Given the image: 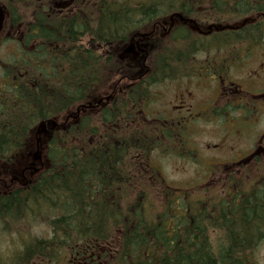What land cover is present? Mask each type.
<instances>
[{
  "label": "trees",
  "instance_id": "trees-1",
  "mask_svg": "<svg viewBox=\"0 0 264 264\" xmlns=\"http://www.w3.org/2000/svg\"><path fill=\"white\" fill-rule=\"evenodd\" d=\"M8 1L24 15L15 19L19 29L12 37L19 57L0 61V144L9 159L41 145L43 161L36 179L0 196V229L12 232L15 225L30 229L42 222L49 228L47 237L23 241L10 264L59 263L86 249L93 253L88 264H256L264 209L249 208L223 220L203 206L186 204L183 196L172 201L167 194L158 212L148 193L112 192L111 179L124 173V140L100 129L90 109L80 125L74 116L80 105L106 93L112 81L121 82L131 72L133 79L142 76L145 71L121 67L117 51L152 24L168 27L170 17L201 14L203 23L223 26L208 37L210 46L252 47L264 39V0H74L71 11L62 13L48 11L52 0H38V10L37 0ZM179 31L159 43L163 49L141 77L145 81L130 92L141 86L147 94L146 88L168 82L175 53L182 67L205 47L206 37L185 27ZM143 42L156 44L154 38ZM154 143L151 136L143 145L130 144L129 154L134 148L148 156L156 150ZM129 179L133 185L131 174ZM125 181L119 176L115 189ZM99 245L107 249L97 252Z\"/></svg>",
  "mask_w": 264,
  "mask_h": 264
},
{
  "label": "flooded vegetation",
  "instance_id": "flooded-vegetation-1",
  "mask_svg": "<svg viewBox=\"0 0 264 264\" xmlns=\"http://www.w3.org/2000/svg\"><path fill=\"white\" fill-rule=\"evenodd\" d=\"M61 1L62 8L58 11H69L73 0ZM54 2L58 3L57 0ZM200 15L198 18L178 17L169 31L166 32L163 28V31L170 34L185 27L191 33L206 37L203 41L205 47H198L186 66L179 67L183 64L177 61L175 53L168 82L146 88L147 95L144 93L145 87L141 86L132 93V88L145 81L141 77L147 72H143L142 76L136 79L129 73L121 82L118 81L116 89L101 98L91 111L96 116L102 113L106 115V131L112 134V139L123 138V145L128 149L122 166L124 173L115 174L108 184L112 192L138 191L137 185L134 184L137 181L135 176L149 171L142 170L146 166L145 153L138 152V149L133 151V148L129 154L130 144L133 147L143 145L147 137L153 136L154 141L167 150V157L187 158V155L193 152L192 136L198 128H212L222 134L220 142L213 145L216 150L212 152L216 153L207 157L202 164L203 172L199 176L204 182L203 186L201 185L204 190L218 193L210 198L211 204L208 202L211 212L227 220L230 219L229 215H242L249 208L264 209V39L252 47L210 46L208 37L219 31L212 26L215 23L210 24L207 19L203 23ZM204 17L208 18V13ZM10 19V12L0 4V47L2 38L7 37V21ZM9 33L11 34L12 30H9ZM160 42L161 40H156V44L151 46H144L140 41L135 42L129 45L134 48L132 52L119 47L121 53L118 57L128 69L148 71L155 64L152 58L156 59L163 49L159 45ZM6 43L7 40L4 44ZM8 43L13 42L9 40ZM168 86L176 91V94L168 113L164 115L161 111L150 108L155 95L158 92L161 94ZM1 97L3 96L0 95ZM86 109L84 104L77 108L74 116L76 124H81ZM151 123L158 125L151 129L147 127ZM221 148L223 152L218 155ZM208 149L210 150L211 146H208ZM156 154L159 153L155 152L154 155ZM131 166L143 167L134 172ZM32 167L27 165L25 169L30 170ZM130 174L134 180L133 185L130 183ZM119 176L126 181L115 189L114 183L118 181ZM156 179L158 180L157 177ZM0 182L3 183L2 191L6 194L18 183L20 186L29 183L24 171L18 175L16 153L11 154L9 159L7 153L2 151L1 144ZM262 242L264 244V239ZM98 250H104L103 246H99ZM73 252L70 259L64 258L59 264H88V258L93 256L90 249H86L84 255L80 251Z\"/></svg>",
  "mask_w": 264,
  "mask_h": 264
},
{
  "label": "rangeland",
  "instance_id": "rangeland-1",
  "mask_svg": "<svg viewBox=\"0 0 264 264\" xmlns=\"http://www.w3.org/2000/svg\"><path fill=\"white\" fill-rule=\"evenodd\" d=\"M3 3L7 6V9L11 14V19L9 23L13 21V16H15L16 19H18V17H22L24 15L21 9L17 7V5L15 4V1H10V2L3 1ZM36 3H37V7H35V9L38 10V0ZM34 4L35 2L32 3V5L30 6H26L25 8L34 7ZM51 5L52 8L54 9L55 5L53 3H51ZM48 11L54 12L53 10L50 9H48ZM9 23L7 25V32H6L7 37L5 39L2 38L1 40L0 61L2 62L12 60L14 59V57H19V49L17 43L16 44L8 43V41L17 34L16 32H12L10 34L9 30L12 29L13 31H17V29L19 28L13 29L11 28ZM166 24L167 23H161L157 27H151L150 29L145 30L143 33L147 34L150 31H152V36L150 38H154V42L156 40H161L162 42L164 41L168 42L170 35L167 34L165 31H163V28L164 29L167 28ZM6 40L7 43L4 44ZM127 45L128 44H126L125 46ZM144 46H146L145 43ZM117 61L118 64L121 65V67L126 68L123 66L122 60L119 57H117ZM132 69L135 68H129L128 69L129 72H131ZM2 77L3 74L0 67V86L2 85ZM116 86L117 85L114 81L108 84L105 87L106 94L108 93L111 94L116 89ZM158 94H160V92H158L157 95H155L156 101L155 99L151 101L152 104L150 109L154 111L159 110L162 112V114L166 115L168 113L169 106L171 105V103L174 102L176 91H174L170 86H168L163 89V92L160 94L161 96ZM89 114H94V113L91 112ZM93 116L96 117L97 120H99L98 126H101L102 115L99 114L98 116H96V114H94L92 115V117ZM155 125L158 124L151 123L147 127L154 129L156 128ZM221 136L222 134L217 133V131L213 130L212 128H198L197 132L194 131V135L192 136L193 152L190 153L189 156L191 159H185L177 156L162 157V156H157V154L148 155V156L143 155L144 157H146L144 159V163H146V166L142 170L148 169L149 171L143 174L136 175L135 178L137 181L134 184L137 185L138 190L148 193L151 196V198L154 199V206L159 209L158 212H161L162 209L165 208L168 197H173L175 199V200L171 199L172 201H178L179 199L178 197L181 198L183 196L182 198L186 202V204H188V202L198 204L199 202L202 201L203 205H206L208 202H210V198L214 197L218 193L217 191L208 192L207 190H204V187H201V185L203 186L204 182L200 179L199 175L202 174L203 172L202 164H204L207 157L211 154L216 153V152H212L216 150L214 149L213 145L220 142L219 138ZM222 141L224 142V140ZM208 146H211L210 150L208 149ZM31 152L35 153L34 148L31 149ZM222 152H223V148H221V150L218 152V155L221 154ZM18 157H22L25 164L31 161L37 162L36 160L33 159L32 156L29 155L21 154ZM40 157L42 158L41 155ZM22 158L17 159L18 162H21ZM150 166H152V169H150ZM18 167L19 164H17V169ZM141 167L136 168L131 166V170L137 172ZM156 177L158 178V180L156 179ZM156 182H159L160 184L159 183L156 184ZM2 185L3 183L0 182V187H2ZM167 194L168 197L166 196ZM43 224H44L43 222L41 225L40 223L36 224V226L30 229V231L28 232H27V227L16 225L17 230L15 232L11 234L1 235L0 264H9L10 253L14 252L13 244L17 243L18 241L17 239H21L22 237V238H27L28 240L32 236L47 237L49 228ZM254 260L256 264H264V245H262L255 253Z\"/></svg>",
  "mask_w": 264,
  "mask_h": 264
}]
</instances>
